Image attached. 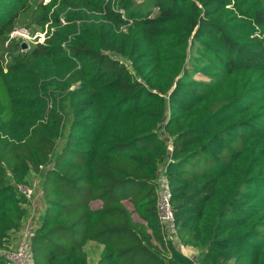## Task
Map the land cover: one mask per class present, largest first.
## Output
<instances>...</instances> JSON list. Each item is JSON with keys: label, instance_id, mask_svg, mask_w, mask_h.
I'll return each mask as SVG.
<instances>
[{"label": "trees", "instance_id": "16d2710c", "mask_svg": "<svg viewBox=\"0 0 264 264\" xmlns=\"http://www.w3.org/2000/svg\"><path fill=\"white\" fill-rule=\"evenodd\" d=\"M57 2L0 0V264L38 177L32 264H91L89 242L95 264H264V0H62L73 31L24 52L11 31L60 24ZM44 59L71 68L69 113L44 104ZM161 166L195 260L161 222Z\"/></svg>", "mask_w": 264, "mask_h": 264}, {"label": "rangeland", "instance_id": "374dc122", "mask_svg": "<svg viewBox=\"0 0 264 264\" xmlns=\"http://www.w3.org/2000/svg\"><path fill=\"white\" fill-rule=\"evenodd\" d=\"M42 1L44 5H49L52 2V0H42ZM112 7L114 9L119 8L117 1L113 2ZM58 10H59V20H60V24L58 25H54L52 24V22H47V23L33 24L30 27H21V29H26L27 32L29 33V38L20 37L22 39V43L24 42L28 45L26 49H23L24 52L27 51L30 48V46H33L35 43L43 42L46 35L53 34V32L56 29L61 31L63 34L64 33L67 34L68 32L73 31L72 28H69V22L65 18L66 14L68 12H71L72 8L64 6L62 0H58L57 4L53 6L52 11H58ZM78 23L79 22L76 21V25H78ZM17 29L20 28L18 27ZM0 65H1V61H0ZM40 73H41V81H40L41 95L46 97V99L48 98V100L45 101L44 104L48 105L49 107H51L52 104L61 105L69 113V107H68L69 105L68 102L65 101L62 91L60 90V88L54 89L53 87L55 86L54 82L56 83L58 79L62 80V82H60L62 84H64L65 81H67L71 73V68L69 66L61 64V62L58 59H44L43 68L40 70ZM44 84H47V86L44 87L45 86ZM37 113H38V107L29 108L18 104V108L16 109V114H17L16 119L17 120L24 119L26 122H30L37 116ZM69 117L70 116H68L67 118L68 121H70ZM171 131H172L171 129H165V128L158 130L159 134L168 138L171 137L169 134ZM62 145H63V140H61L58 143V148H61ZM163 170L164 169L161 166L159 171V182H158L160 191L164 187ZM32 203H34V205L35 204L37 205L36 210L34 209L35 206H32ZM29 204H30L29 210L31 214L30 216H28L27 220L25 221V226L23 228L22 234L18 236V241L16 244H19L20 242L21 243L26 242V244H29V237L38 226V223L40 222L39 219L36 220L37 218L36 214L41 213V209L42 207H44V199L41 191V184L39 177L37 178V180H35V188L31 196V202ZM166 233L169 236V238L172 240V243L175 246V248L182 255L187 256L192 260L196 259L198 253V250L196 248L183 245L180 242L175 231L166 229ZM86 251L88 253L90 263L95 264L101 252V246L97 245L94 242H89L86 245Z\"/></svg>", "mask_w": 264, "mask_h": 264}, {"label": "built area", "instance_id": "2783aa9c", "mask_svg": "<svg viewBox=\"0 0 264 264\" xmlns=\"http://www.w3.org/2000/svg\"><path fill=\"white\" fill-rule=\"evenodd\" d=\"M11 38H29V33L26 29H14L10 33ZM164 187L160 191L159 187V214L161 222L167 230L175 231L173 224V213L170 206V191L167 187V184L163 178ZM22 190L26 197L31 201V196L34 192L33 189L28 187H22ZM7 259L11 264H32L31 255L29 251L28 244L26 242H20L17 244L16 248L11 252H7Z\"/></svg>", "mask_w": 264, "mask_h": 264}, {"label": "crops", "instance_id": "0c3cea01", "mask_svg": "<svg viewBox=\"0 0 264 264\" xmlns=\"http://www.w3.org/2000/svg\"><path fill=\"white\" fill-rule=\"evenodd\" d=\"M32 206H35L34 209L36 210L37 205H36V204L34 205V203H32ZM39 215H40V216H39ZM42 215H43V207H42V209H41V213H40V214H39V213L36 214V216H37L36 220H38V219L40 220V218L42 217ZM38 216H39V217H38ZM33 217H34V216H33ZM38 225H39V223H38Z\"/></svg>", "mask_w": 264, "mask_h": 264}, {"label": "water", "instance_id": "95a60500", "mask_svg": "<svg viewBox=\"0 0 264 264\" xmlns=\"http://www.w3.org/2000/svg\"><path fill=\"white\" fill-rule=\"evenodd\" d=\"M27 46H28V45H27L26 43H24V42H23V43H21V48H22V49H26V48H27Z\"/></svg>", "mask_w": 264, "mask_h": 264}]
</instances>
